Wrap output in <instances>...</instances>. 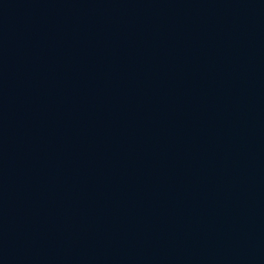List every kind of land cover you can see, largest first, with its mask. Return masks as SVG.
Returning <instances> with one entry per match:
<instances>
[{
	"label": "water",
	"instance_id": "1",
	"mask_svg": "<svg viewBox=\"0 0 264 264\" xmlns=\"http://www.w3.org/2000/svg\"><path fill=\"white\" fill-rule=\"evenodd\" d=\"M0 264H264V0H0Z\"/></svg>",
	"mask_w": 264,
	"mask_h": 264
}]
</instances>
